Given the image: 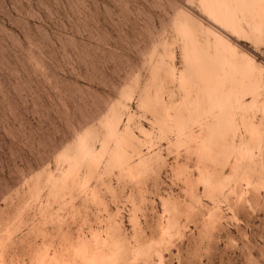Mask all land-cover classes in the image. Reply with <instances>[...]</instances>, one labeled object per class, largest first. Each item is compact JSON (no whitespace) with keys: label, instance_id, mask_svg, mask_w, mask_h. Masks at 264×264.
Returning <instances> with one entry per match:
<instances>
[{"label":"rangeland","instance_id":"374dc122","mask_svg":"<svg viewBox=\"0 0 264 264\" xmlns=\"http://www.w3.org/2000/svg\"><path fill=\"white\" fill-rule=\"evenodd\" d=\"M260 21L264 0H0L2 264H264Z\"/></svg>","mask_w":264,"mask_h":264},{"label":"bare ground","instance_id":"6f19581e","mask_svg":"<svg viewBox=\"0 0 264 264\" xmlns=\"http://www.w3.org/2000/svg\"><path fill=\"white\" fill-rule=\"evenodd\" d=\"M260 9V8H259ZM261 11V10H260ZM255 17V16H254ZM257 17V16H256ZM259 26H257V28L258 29H260V28H263L264 27V24H263V22H259ZM219 49H220V51H221V53H225V52H227V53H229V51H230V49H229V51H226L227 49H225L222 45L221 46H219ZM232 51V50H231ZM231 53H233V52H231ZM226 54V53H225ZM229 55H230V53H229ZM231 57H233V55L231 56ZM229 59H231L230 57H229ZM234 58H232V61H234L233 60ZM231 61V62H232ZM239 63V62H238ZM244 63V62H243ZM235 64H237V62L235 63ZM237 66H238V64H237ZM236 66V67H237ZM244 66V68H245V65H243ZM239 67V66H238ZM237 67V68H238ZM222 70V69H221ZM185 135H187V134H185ZM189 135H191V134H189ZM189 135H187V137L189 136ZM204 136V135H203ZM206 136V135H205ZM189 137H191V136H189ZM191 138H193V137H191ZM4 241V236L0 233V243L1 242H3ZM93 249H94V247H92V246H90L89 247V249H87V251L85 252V253H83L82 254V257H81V259L79 260V264H84L85 263V259H88L89 258V255L91 254V253H94V251H93ZM85 260V261H84ZM2 261H3V259H2V256L0 255V264H2Z\"/></svg>","mask_w":264,"mask_h":264}]
</instances>
